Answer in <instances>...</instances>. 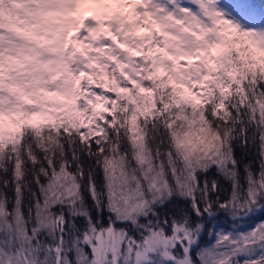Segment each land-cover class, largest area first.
Instances as JSON below:
<instances>
[{
    "label": "snow or ice",
    "instance_id": "snow-or-ice-1",
    "mask_svg": "<svg viewBox=\"0 0 264 264\" xmlns=\"http://www.w3.org/2000/svg\"><path fill=\"white\" fill-rule=\"evenodd\" d=\"M0 264H264V5L0 0Z\"/></svg>",
    "mask_w": 264,
    "mask_h": 264
},
{
    "label": "trees",
    "instance_id": "trees-1",
    "mask_svg": "<svg viewBox=\"0 0 264 264\" xmlns=\"http://www.w3.org/2000/svg\"><path fill=\"white\" fill-rule=\"evenodd\" d=\"M250 2L259 4V5H264V0H250Z\"/></svg>",
    "mask_w": 264,
    "mask_h": 264
}]
</instances>
